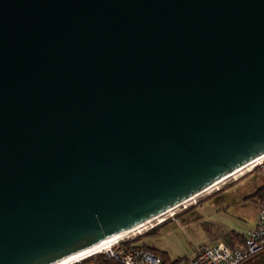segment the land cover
<instances>
[{"label":"water","instance_id":"1","mask_svg":"<svg viewBox=\"0 0 264 264\" xmlns=\"http://www.w3.org/2000/svg\"><path fill=\"white\" fill-rule=\"evenodd\" d=\"M264 155V0H0V264H58Z\"/></svg>","mask_w":264,"mask_h":264},{"label":"rangeland","instance_id":"2","mask_svg":"<svg viewBox=\"0 0 264 264\" xmlns=\"http://www.w3.org/2000/svg\"><path fill=\"white\" fill-rule=\"evenodd\" d=\"M251 168L250 166L247 168L249 171L245 169L242 173L237 174L238 176L228 178L214 189L198 196L199 198L196 197L190 202L175 208L172 211L175 219L168 213L163 218L154 221L145 228L129 234L125 237V240L143 237L148 230L161 224L162 222L160 223V221L165 220L169 222L160 229L159 234L146 235L138 243L145 242L149 246L155 247V253L157 252L158 254L161 251L167 252L171 260L190 256L202 246L214 245L213 242L220 239V237H224L226 230L230 227L229 220L231 219H224L214 213L221 199L224 197L229 198V195H225L227 192V194L231 192V195H234L233 198L235 197L239 200L241 198L243 200L253 192L255 193L264 184V175L259 174V167ZM225 188L227 189L219 192ZM210 196L212 197L209 198ZM207 198L209 199L206 200ZM244 202H247L246 205L235 209V213L241 209L253 208L254 210L256 208L257 204L253 199L247 198ZM233 216L235 217V214ZM223 243L227 244L228 241L224 240ZM94 254L96 253L93 252L83 256L69 264L79 262Z\"/></svg>","mask_w":264,"mask_h":264},{"label":"built area","instance_id":"3","mask_svg":"<svg viewBox=\"0 0 264 264\" xmlns=\"http://www.w3.org/2000/svg\"><path fill=\"white\" fill-rule=\"evenodd\" d=\"M251 167V169L259 167V174L264 175V161L255 163ZM172 211L174 210L169 213L175 219ZM127 241L125 238L118 240L101 253L121 264H242L249 257L264 251V205L258 212L256 226L244 236L243 242L239 246L229 247L227 244L219 242L212 246L200 247L190 256L166 262L161 255L151 250L127 246L125 244Z\"/></svg>","mask_w":264,"mask_h":264},{"label":"crops","instance_id":"4","mask_svg":"<svg viewBox=\"0 0 264 264\" xmlns=\"http://www.w3.org/2000/svg\"><path fill=\"white\" fill-rule=\"evenodd\" d=\"M229 188V187H227ZM227 188L220 190L219 192H223ZM232 191V190H230ZM218 193V192H217ZM228 193V192H227ZM225 196H230L229 198L224 197L221 199V201L217 204V209L214 211L215 214L220 215V217L224 219H231L230 221V227L226 230L225 236L220 237V239H217L216 241L213 242V244L223 242L224 240H227L228 243L227 245L230 247H235L239 246L242 244L241 238L246 236V234L253 229L256 226L257 223V217H258V212L260 210L261 203L256 199L253 198L252 194L244 198L243 200L240 198H233L234 195H231V192ZM215 195V194H214ZM213 196V195H212ZM210 196L209 198H211ZM207 198L206 200H208ZM247 198L253 199L254 202H256V208H249V209H241L239 212L235 213L234 210L238 209L240 207H243L246 205L247 202H244L247 200ZM235 214V217L233 216ZM232 216V217H231ZM236 219V220H234ZM232 224V225H231ZM145 243V242H144ZM147 244V243H145ZM148 245V244H147ZM149 246V245H148ZM152 249H155V247H151ZM205 247V246H202Z\"/></svg>","mask_w":264,"mask_h":264},{"label":"trees","instance_id":"5","mask_svg":"<svg viewBox=\"0 0 264 264\" xmlns=\"http://www.w3.org/2000/svg\"><path fill=\"white\" fill-rule=\"evenodd\" d=\"M253 198H256L260 203L262 207L264 205V184L262 186H260V188L252 195ZM169 221H164L161 224L151 228L150 230L147 231L146 235H154V234H159L160 229ZM143 237H138L136 239H130L128 240L125 244H127V246H133V247H140V248H145L148 250H151L153 252H155V249L150 248L147 244L145 243H138ZM244 237L241 238V240L243 241ZM156 254H158L156 252ZM162 256V258L167 262L170 261L171 259L168 257L167 252L165 251H161L160 254ZM73 264H121L119 263L117 260L112 259L110 257H108L106 254L104 253H97L94 254L90 257H87L86 259L82 260L81 262H75ZM242 264H264V251L249 257L248 259H246Z\"/></svg>","mask_w":264,"mask_h":264},{"label":"bare ground","instance_id":"6","mask_svg":"<svg viewBox=\"0 0 264 264\" xmlns=\"http://www.w3.org/2000/svg\"><path fill=\"white\" fill-rule=\"evenodd\" d=\"M262 159H264V155H262L261 157H258L257 159H255V160L252 161V162L247 163L246 165H243V166L237 168L235 171H233L232 173H230V174L227 175L226 177L222 178L221 180H219V181L213 183L211 186H209L208 188H206L204 191H202L201 193L195 195V196L192 197L191 199H188V200H187L185 203H183V204H186L187 202H190V201L193 200L194 198H196V197H198V196H200V195H202V194H204V193H206V192H209L210 190L214 189L216 186H218L219 184H221L222 182H224V181L227 180L228 178L234 177V176H236L237 174L242 173L245 169H247L248 167L252 166L253 164H255V163H260ZM259 161H260V162H259ZM262 161H264V160H262ZM247 170H248V169H247ZM248 171H249V170H248ZM237 176H238V175H237ZM198 198H199V197H198ZM183 204H181V205H183ZM181 205H179V206H181ZM179 206H177V207H179ZM177 207H175V208H177ZM175 208H174V209H175ZM174 209H171V210H174ZM171 210H169V211H167L165 214L160 215V216H158V217H155V218H153V219H151V220H149V221H147V222H144V223H142V224H140V225H137V226H135V227H132V228H130V229H127V230L121 232V233L118 234V235H115V236L109 237L108 239H106V240L102 241L101 243H99V244L93 246L92 248H90V249H88V250H86V251H84V252H82V253H79V254H77V255H75V256H73V257H70V258H68V259H66V260H64V261H61V262H59L58 264H69L70 262H72V261H74V260H76V259H79V258H81V257H83V256H86V255H88V254H91V253H93V252H95L96 254H97V253H101L102 251L107 250L110 246H112V245H113L115 242H117L118 240H121V239L125 238L126 236H128L129 234H131V233H133V232H136V231H138V230H140V229H142V228H145L146 226L150 225V224L153 223L154 221L160 219L162 216L168 214ZM81 261H82V260H81ZM81 261H79V262H81Z\"/></svg>","mask_w":264,"mask_h":264}]
</instances>
